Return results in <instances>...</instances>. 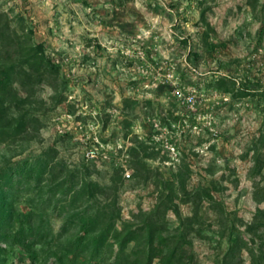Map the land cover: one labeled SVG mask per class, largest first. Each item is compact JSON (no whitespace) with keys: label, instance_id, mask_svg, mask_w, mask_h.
<instances>
[{"label":"rangeland","instance_id":"374dc122","mask_svg":"<svg viewBox=\"0 0 264 264\" xmlns=\"http://www.w3.org/2000/svg\"><path fill=\"white\" fill-rule=\"evenodd\" d=\"M1 203L0 264L264 254V0H0Z\"/></svg>","mask_w":264,"mask_h":264},{"label":"trees","instance_id":"16d2710c","mask_svg":"<svg viewBox=\"0 0 264 264\" xmlns=\"http://www.w3.org/2000/svg\"><path fill=\"white\" fill-rule=\"evenodd\" d=\"M34 57L37 58L35 55H34ZM39 60H40V58H39ZM222 81H223V78H221V79L218 78L217 79L218 85H221L220 83ZM4 200H5V198H4ZM258 211H260V213L261 212L264 213V210L258 209ZM6 212H7L6 207L4 206L3 203H1L0 204V224H1L2 218L6 215ZM257 215H259V212H255L254 217H257ZM256 225L257 224H256L255 218H254V222H250V223L246 224V229H253L256 227ZM146 227H148V229H149L150 236H151L150 243L152 244L153 243L152 242L153 235H154L155 231L159 228H158V226H155V223L153 224V222H149L148 224H146ZM87 229H88L87 226H85L84 230H87ZM31 230H30V232H27V233L32 234L34 232V229H31ZM134 237H135V234H133V231H132L125 238H123V242L126 240L128 241L130 239H133ZM161 240L163 241L164 247H165V245L167 246V247H165L166 248L165 252L162 253L163 247H162V249L159 248L155 252L154 248L151 246L149 248L150 254H149L148 259H147V264L150 261V258L152 257L153 253H156L154 255H159L160 258H162V260L166 264L177 263L182 258V253H183V250L180 247L179 240H177L175 243H173L171 245H170L169 241H166L165 237L161 238ZM252 241H253V238H252ZM241 248H245L248 251L252 260H255V258H257V257H259L261 259L264 255L263 252H261V251H259V253H257V250L252 245L248 244L247 239L243 235L238 233V234H235V238H233V242L231 243L229 250L225 253V255L223 257L224 263L225 264H233L232 259H233L234 253L236 251L240 250ZM159 250H161V252H159ZM185 264H186V262H185Z\"/></svg>","mask_w":264,"mask_h":264},{"label":"built area","instance_id":"2783aa9c","mask_svg":"<svg viewBox=\"0 0 264 264\" xmlns=\"http://www.w3.org/2000/svg\"><path fill=\"white\" fill-rule=\"evenodd\" d=\"M77 123H80V120H77ZM82 127V125H80ZM91 146L87 150V155L91 157L98 156L100 154L101 147L109 146L108 142L102 141L97 135L91 136ZM129 175V172L127 173Z\"/></svg>","mask_w":264,"mask_h":264}]
</instances>
